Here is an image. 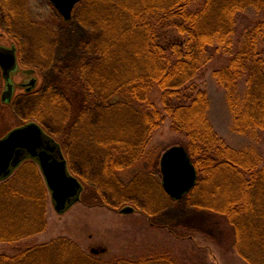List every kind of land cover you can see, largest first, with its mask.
Listing matches in <instances>:
<instances>
[{"label":"trees","instance_id":"1","mask_svg":"<svg viewBox=\"0 0 264 264\" xmlns=\"http://www.w3.org/2000/svg\"><path fill=\"white\" fill-rule=\"evenodd\" d=\"M79 5L86 7L85 21L97 23L99 37L78 60L58 64V82L47 78L24 99L33 106L27 122H53L75 142L74 152L98 150L100 190L118 195L124 190L125 196L136 186H126L120 173L132 174L151 135L169 118L173 131L186 138L182 146L199 175L182 200L215 219L216 243L247 264H264V0H83ZM250 12L255 21L236 46L238 16ZM216 56L226 61L213 77L226 90L233 130L253 145L232 147L209 118V94L195 79ZM153 91L162 92L161 112L150 102ZM144 182L138 192L149 199L152 189ZM47 192L32 161L0 182V245L46 230ZM146 216L160 229L152 209ZM142 250L93 255L59 238L0 255V264H206L199 253L181 256L158 240Z\"/></svg>","mask_w":264,"mask_h":264},{"label":"rangeland","instance_id":"2","mask_svg":"<svg viewBox=\"0 0 264 264\" xmlns=\"http://www.w3.org/2000/svg\"><path fill=\"white\" fill-rule=\"evenodd\" d=\"M2 1L0 43L8 48L13 45V41H21L22 44L19 72L12 77L14 83H23L27 79L21 72L23 69L39 66L42 71L39 85L41 90L47 78L53 81L62 75L57 69L58 64H68L72 59L78 60L83 55V49L86 47L90 50L88 45H92L99 37L97 23L85 21L86 7L82 5L76 8L70 21H65L49 0ZM252 21H255L252 12L239 14L236 46L242 41L243 33ZM224 64L225 60L219 56L214 57L200 71L195 83L200 90L209 94V118L218 135L232 147L241 149L253 143L234 132L226 90L213 77V73ZM4 89L5 84L0 78V93ZM18 89L17 92H22L21 88ZM244 89L245 80H242L240 90ZM162 96L159 91L151 93L150 102L160 112L164 108ZM32 108L24 99L15 108L7 107L1 103L0 95V140L12 130L28 124L27 116ZM93 122L97 125L99 118L94 117ZM42 127L48 135L62 144V152L69 160V170L82 182L84 191L80 202L64 214L55 210L51 194L47 192L46 230L20 243L0 245V255L12 256L34 244L68 238L87 254H92V249H107L110 255L130 256L158 240L162 246L174 249L181 256L184 252L199 253L206 264H247L236 251L229 250L227 246L218 244L211 238L218 237L219 234L216 229L218 226L214 224L215 219L192 209L184 200L173 201L165 193L162 186L161 157L169 148L182 146L187 142L184 136L173 131L169 118L161 122L151 135L146 154L136 164L132 174L120 173V179L125 180L123 183L126 186H136L135 192L127 191L125 196L124 190H117L119 195L116 190L114 193H102L100 190L98 150L90 149L89 152L82 149L81 152H74L77 149L75 142L64 138L53 122L45 123ZM260 148L264 154V140ZM142 179L152 189L151 199L138 192V184H142ZM126 206L133 207L136 212L132 215L121 214V209ZM147 209H152L155 215L154 225L160 229L150 226L151 219L146 216ZM184 227L188 229L187 232L181 230ZM189 237L193 238L188 239Z\"/></svg>","mask_w":264,"mask_h":264},{"label":"water","instance_id":"3","mask_svg":"<svg viewBox=\"0 0 264 264\" xmlns=\"http://www.w3.org/2000/svg\"><path fill=\"white\" fill-rule=\"evenodd\" d=\"M65 21H70L73 12L83 0H49ZM0 67L7 81L4 97H12L14 86L11 73L17 69L15 49L0 47ZM34 87V84L32 85ZM27 159L35 161L41 170L51 194L52 204L59 214L66 213L81 200L82 183L68 170V163L60 146L37 123H30L10 132L0 140V181H3ZM162 185L173 201H181L198 183V171L183 146L169 148L162 156ZM132 215L135 209L126 206L120 211ZM94 255L106 253V249H92Z\"/></svg>","mask_w":264,"mask_h":264},{"label":"flooded vegetation","instance_id":"4","mask_svg":"<svg viewBox=\"0 0 264 264\" xmlns=\"http://www.w3.org/2000/svg\"><path fill=\"white\" fill-rule=\"evenodd\" d=\"M2 5H3V1L0 0V10H2L1 9ZM0 47L5 48V49H10V50L15 49V53H16L17 69L11 73V79H10L11 83L14 86V93H13V96L10 98L4 97V93L7 92V81L5 80L3 76V70L0 67V78H1V81H3V84H5V89L0 93L1 103L7 107L15 108V106H17L19 103H22L23 99H25L28 96H31L32 94H34L35 91L39 90L40 76H41L42 71L40 70L39 66H34L33 68H29V69H23L21 72L23 75L27 76V79H25L23 83H14L12 77L16 73L19 72L18 69H19L20 57L22 53L21 41H13V45L10 48L4 47L0 43ZM33 84H34V87L32 86ZM18 87L22 89V92H17L19 90ZM30 123H35V122H29V124ZM44 132L46 133L45 130ZM46 135L49 136L50 138H53L51 135H48L47 133ZM54 140L56 141V143L60 145V148L62 151V144L56 139ZM66 160L69 161L67 158ZM25 161H28V160H25ZM68 166H69V162H68ZM68 170H69V167H68Z\"/></svg>","mask_w":264,"mask_h":264},{"label":"bare ground","instance_id":"5","mask_svg":"<svg viewBox=\"0 0 264 264\" xmlns=\"http://www.w3.org/2000/svg\"><path fill=\"white\" fill-rule=\"evenodd\" d=\"M163 156V155H162ZM162 158V157H161ZM161 167V166H160Z\"/></svg>","mask_w":264,"mask_h":264}]
</instances>
